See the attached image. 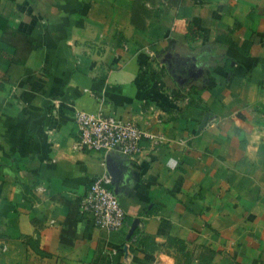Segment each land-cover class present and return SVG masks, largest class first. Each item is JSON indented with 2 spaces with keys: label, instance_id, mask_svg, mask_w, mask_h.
Segmentation results:
<instances>
[{
  "label": "crops",
  "instance_id": "1",
  "mask_svg": "<svg viewBox=\"0 0 264 264\" xmlns=\"http://www.w3.org/2000/svg\"><path fill=\"white\" fill-rule=\"evenodd\" d=\"M103 173L121 231L81 209ZM0 264H264V0H0Z\"/></svg>",
  "mask_w": 264,
  "mask_h": 264
},
{
  "label": "built area",
  "instance_id": "2",
  "mask_svg": "<svg viewBox=\"0 0 264 264\" xmlns=\"http://www.w3.org/2000/svg\"><path fill=\"white\" fill-rule=\"evenodd\" d=\"M75 122L79 131V145L88 150L118 152L137 158L145 150L143 140L150 137L136 120L105 114L101 110L94 113L78 110ZM81 209L89 212L103 229L121 231L127 225L126 211L112 186L109 173L94 178L82 199Z\"/></svg>",
  "mask_w": 264,
  "mask_h": 264
},
{
  "label": "water",
  "instance_id": "3",
  "mask_svg": "<svg viewBox=\"0 0 264 264\" xmlns=\"http://www.w3.org/2000/svg\"><path fill=\"white\" fill-rule=\"evenodd\" d=\"M205 121H206V120H205ZM110 170H111V172H113L112 169H110ZM136 221H137V220H136ZM132 231H133V229H132Z\"/></svg>",
  "mask_w": 264,
  "mask_h": 264
}]
</instances>
